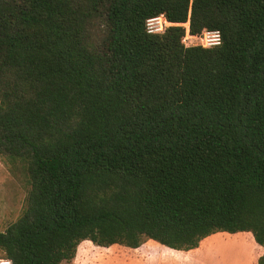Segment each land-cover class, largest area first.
<instances>
[{"label": "trees", "instance_id": "16d2710c", "mask_svg": "<svg viewBox=\"0 0 264 264\" xmlns=\"http://www.w3.org/2000/svg\"><path fill=\"white\" fill-rule=\"evenodd\" d=\"M186 23L221 45L186 48ZM0 156L28 187L11 264L218 232L264 264V0H0Z\"/></svg>", "mask_w": 264, "mask_h": 264}, {"label": "rangeland", "instance_id": "374dc122", "mask_svg": "<svg viewBox=\"0 0 264 264\" xmlns=\"http://www.w3.org/2000/svg\"><path fill=\"white\" fill-rule=\"evenodd\" d=\"M16 166L0 156V231L16 222L26 205L27 183ZM262 254L250 233L218 232L190 251L166 252L163 246L149 239L136 250L121 246L103 248L84 241L71 264H257ZM3 259L0 251V260Z\"/></svg>", "mask_w": 264, "mask_h": 264}, {"label": "built area", "instance_id": "2783aa9c", "mask_svg": "<svg viewBox=\"0 0 264 264\" xmlns=\"http://www.w3.org/2000/svg\"><path fill=\"white\" fill-rule=\"evenodd\" d=\"M169 22L164 15L150 18L146 21V31L148 34L161 35L165 33L166 29L174 26ZM184 27L185 35L182 39V43L186 48L200 46L202 48H214L218 47L222 43V36L218 30H204L199 35H194L190 32L189 23L180 24ZM0 264H11L7 259L0 260Z\"/></svg>", "mask_w": 264, "mask_h": 264}, {"label": "crops", "instance_id": "0c3cea01", "mask_svg": "<svg viewBox=\"0 0 264 264\" xmlns=\"http://www.w3.org/2000/svg\"><path fill=\"white\" fill-rule=\"evenodd\" d=\"M260 247V246H259ZM165 248V250H166V252H168V251H173V250H171V249H168V248H166V247H164ZM261 248V247H260ZM262 249V248H261Z\"/></svg>", "mask_w": 264, "mask_h": 264}]
</instances>
